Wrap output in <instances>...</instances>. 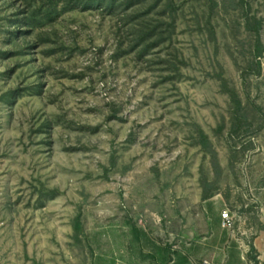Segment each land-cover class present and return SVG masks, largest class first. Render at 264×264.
Segmentation results:
<instances>
[{
	"label": "rangeland",
	"instance_id": "obj_1",
	"mask_svg": "<svg viewBox=\"0 0 264 264\" xmlns=\"http://www.w3.org/2000/svg\"><path fill=\"white\" fill-rule=\"evenodd\" d=\"M83 1L0 0V264H264V0Z\"/></svg>",
	"mask_w": 264,
	"mask_h": 264
},
{
	"label": "trees",
	"instance_id": "obj_2",
	"mask_svg": "<svg viewBox=\"0 0 264 264\" xmlns=\"http://www.w3.org/2000/svg\"><path fill=\"white\" fill-rule=\"evenodd\" d=\"M115 1L116 0H84L83 1V5L85 7H89V6H95V5H100L101 6V5L107 4L110 7H114ZM260 26H261V23L258 20H256L253 23L249 22L248 25H247L248 29L255 31L256 33H259ZM263 52H264V45L258 39L257 43H256V46H255V51H254L255 58L257 59V67H258V69H260V67H261L260 57L263 54ZM231 101H232V104H233L234 117H235V119L239 120V123H241V120H244V118H245V115L243 113V109L244 108H243L242 102H241L240 98L238 97V94H237V92L235 90H233V91L231 90ZM201 137H202V143L204 145H207L208 144L207 136L202 132L201 133ZM57 192H58L57 189L48 191V193H49V195H51V197L56 196ZM76 228L77 229L81 228V224H80L79 220L76 223Z\"/></svg>",
	"mask_w": 264,
	"mask_h": 264
},
{
	"label": "built area",
	"instance_id": "obj_3",
	"mask_svg": "<svg viewBox=\"0 0 264 264\" xmlns=\"http://www.w3.org/2000/svg\"><path fill=\"white\" fill-rule=\"evenodd\" d=\"M234 225V218L233 216L230 214L229 211H224L222 213V226L224 228H231Z\"/></svg>",
	"mask_w": 264,
	"mask_h": 264
},
{
	"label": "crops",
	"instance_id": "obj_4",
	"mask_svg": "<svg viewBox=\"0 0 264 264\" xmlns=\"http://www.w3.org/2000/svg\"><path fill=\"white\" fill-rule=\"evenodd\" d=\"M254 243L256 247L259 249V251L261 252V254H264V230L260 231Z\"/></svg>",
	"mask_w": 264,
	"mask_h": 264
}]
</instances>
